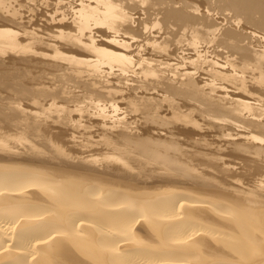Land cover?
<instances>
[{
  "label": "bare ground",
  "instance_id": "1",
  "mask_svg": "<svg viewBox=\"0 0 264 264\" xmlns=\"http://www.w3.org/2000/svg\"><path fill=\"white\" fill-rule=\"evenodd\" d=\"M210 1L0 0V264H264V0Z\"/></svg>",
  "mask_w": 264,
  "mask_h": 264
},
{
  "label": "rangeland",
  "instance_id": "2",
  "mask_svg": "<svg viewBox=\"0 0 264 264\" xmlns=\"http://www.w3.org/2000/svg\"><path fill=\"white\" fill-rule=\"evenodd\" d=\"M126 3H127V0H126ZM210 3L212 4H214V5H216V6H220V5H222V2L220 1V0H211L210 1ZM127 4H130V3H127ZM222 9H224V8H222ZM213 12H216V11H213ZM217 13V12H216ZM221 13V14H220ZM220 13H219V15L220 16H226V17H228V15H231L232 14V11H231V9H228V8H225L223 11L222 10H220ZM136 15H138V14H136ZM156 30V29H155ZM109 46H112L111 48H114V49H117L116 47H114L112 44H109ZM114 82H116V81H114Z\"/></svg>",
  "mask_w": 264,
  "mask_h": 264
}]
</instances>
